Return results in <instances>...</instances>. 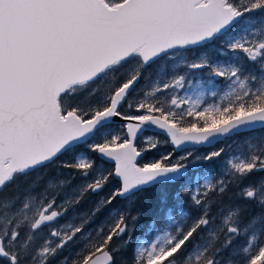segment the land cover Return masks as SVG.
<instances>
[{"label":"snow or ice","instance_id":"obj_1","mask_svg":"<svg viewBox=\"0 0 264 264\" xmlns=\"http://www.w3.org/2000/svg\"><path fill=\"white\" fill-rule=\"evenodd\" d=\"M261 130L264 0H0V264H264Z\"/></svg>","mask_w":264,"mask_h":264},{"label":"rangeland","instance_id":"obj_2","mask_svg":"<svg viewBox=\"0 0 264 264\" xmlns=\"http://www.w3.org/2000/svg\"><path fill=\"white\" fill-rule=\"evenodd\" d=\"M229 55H231V53H229ZM241 56H243V53H240ZM161 65L163 66V71L165 73H167V77L170 79L172 77V70L170 67H168L166 64H164V62H160L159 65H153L152 67H150L149 69L146 70V72H150L152 75L149 79H144L142 78L140 83L137 85V90L143 89L144 91H150L151 87L154 86L155 81L157 79H159L160 77V71H161ZM249 67H253V65L249 64ZM179 74H184V68L181 67L178 70ZM203 71H207L206 69ZM190 79H192V85L190 86L189 89V93L192 95H195L196 92L198 91H205L207 92V86L204 85L202 83V81L200 79H198V74L197 76H191L189 77ZM181 95L184 94L183 91L180 92ZM146 135H150V134H146ZM264 135V130L261 131H257L255 133H246L243 136L237 137V138H231L228 141H226L227 144L231 145V148L226 150V152L224 153V156L227 157L229 154V151H236L237 149V145H242L243 141L245 139V136H252L254 138H258L259 136ZM201 151H203L204 149H199ZM239 150H243V148L241 147ZM200 167L204 170H207L208 168H217L219 167V161H214L210 164H201ZM57 170L56 169H51L48 171L47 175L44 176L41 187L43 186V182H46L48 179H53L54 181H58L60 179H64L65 178V174L61 173V175H56ZM189 177L187 178L188 183H189V189L191 188V184L193 183V181L195 179L198 180H202V176H195L193 177L192 172L189 173ZM261 177H264V172H253L245 181V183H248L249 181H257L259 180ZM80 183V177L77 176L75 179L72 180V184L69 186V188L67 189H61V188H57L56 191H58L60 194L58 196V201H61L65 198L64 193L65 192H69L70 194V188L72 186H75L77 184ZM214 195V194H213ZM88 200L85 201L84 203L81 204L80 207L75 206L76 207V211L77 212H85L88 211L90 212L92 207L94 206L96 200L99 198L98 196H88L87 197ZM225 202H227V197L224 198ZM183 200L185 201V207H189L190 206V200H189V196L188 195H184L183 196ZM171 203V200H170ZM157 207H158V203H157V194L154 192H149V193H144L142 194L136 204V208L140 209L142 211V216L141 219H145V228L147 227L149 221L153 218V216L156 214L157 212ZM135 212V209L133 210ZM212 211L215 212L216 211V205H212ZM264 212V209L258 208L256 207V205L254 203H250L249 206V210L246 211L244 213V217L245 219L250 218L251 216L256 215L259 212ZM106 210L99 213L97 215V217L93 220L92 224L89 225V227H94L97 223H99L100 219L105 215ZM72 210L70 209L67 216L64 218L65 220L69 219L72 216ZM63 222V221H61ZM76 223H79V220L75 221ZM45 231H47V229H45ZM221 240L223 239V236H221L220 238ZM244 240V237H240L238 240L234 241L235 244H240L242 241ZM67 251V250H66ZM66 254V253H62L61 255ZM60 257H57L56 259H54L51 264H56V260L59 259Z\"/></svg>","mask_w":264,"mask_h":264},{"label":"trees","instance_id":"obj_3","mask_svg":"<svg viewBox=\"0 0 264 264\" xmlns=\"http://www.w3.org/2000/svg\"><path fill=\"white\" fill-rule=\"evenodd\" d=\"M237 138V137H236ZM145 219H141L140 218V220H139V223H138V225H137V231L138 232H141V231H143L144 229H145Z\"/></svg>","mask_w":264,"mask_h":264},{"label":"flooded vegetation","instance_id":"obj_4","mask_svg":"<svg viewBox=\"0 0 264 264\" xmlns=\"http://www.w3.org/2000/svg\"><path fill=\"white\" fill-rule=\"evenodd\" d=\"M145 134H151L150 132L149 133H145ZM236 138V137H235ZM234 139V138H233ZM228 141V140H227ZM88 198L86 197L84 200L81 201V203L78 205V207L81 206L82 203H84L85 201H87ZM77 206V205H76Z\"/></svg>","mask_w":264,"mask_h":264}]
</instances>
